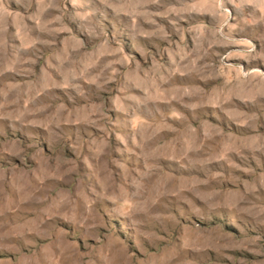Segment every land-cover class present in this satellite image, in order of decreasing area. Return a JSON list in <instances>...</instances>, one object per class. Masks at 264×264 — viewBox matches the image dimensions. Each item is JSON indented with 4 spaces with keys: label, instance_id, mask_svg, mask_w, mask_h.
I'll use <instances>...</instances> for the list:
<instances>
[{
    "label": "rangeland",
    "instance_id": "obj_1",
    "mask_svg": "<svg viewBox=\"0 0 264 264\" xmlns=\"http://www.w3.org/2000/svg\"><path fill=\"white\" fill-rule=\"evenodd\" d=\"M0 264H264V0H0Z\"/></svg>",
    "mask_w": 264,
    "mask_h": 264
}]
</instances>
